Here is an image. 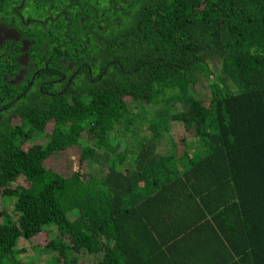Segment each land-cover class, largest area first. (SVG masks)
Instances as JSON below:
<instances>
[{"label": "trees", "instance_id": "trees-1", "mask_svg": "<svg viewBox=\"0 0 264 264\" xmlns=\"http://www.w3.org/2000/svg\"><path fill=\"white\" fill-rule=\"evenodd\" d=\"M68 4L0 96V264H264V0Z\"/></svg>", "mask_w": 264, "mask_h": 264}, {"label": "flooded vegetation", "instance_id": "flooded-vegetation-1", "mask_svg": "<svg viewBox=\"0 0 264 264\" xmlns=\"http://www.w3.org/2000/svg\"><path fill=\"white\" fill-rule=\"evenodd\" d=\"M46 1L49 0H0V96L20 95L25 89L31 87L27 84V76L30 71H33V48L35 42H42L39 39L41 35H47L45 28L48 27L49 22H57V27L62 25L61 28L65 26V21L76 24V20L66 11L70 0L66 3L62 0H50L59 2L62 11L51 6L46 7ZM79 21V30L82 32L99 28V24L89 23L88 17H82ZM68 32L69 30H62L57 39L51 38L48 42L50 44L69 42L62 39L69 38ZM41 48L43 46L39 44L38 50L48 53ZM0 106L3 104L1 103ZM3 109L2 107L0 112ZM1 120L2 117H0V123Z\"/></svg>", "mask_w": 264, "mask_h": 264}]
</instances>
